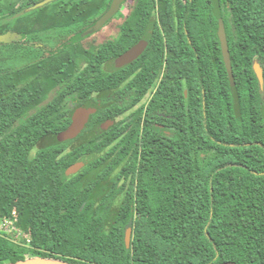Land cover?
Wrapping results in <instances>:
<instances>
[{
    "label": "trees",
    "instance_id": "1",
    "mask_svg": "<svg viewBox=\"0 0 264 264\" xmlns=\"http://www.w3.org/2000/svg\"><path fill=\"white\" fill-rule=\"evenodd\" d=\"M39 1L0 0V34L16 29V4ZM108 2L47 4L82 6L73 23L85 27L92 7ZM40 17L19 22L21 40L0 42V216L15 209L30 239L0 236V264L32 256L72 264H264V0H132L119 35L89 49L77 74L70 72L79 60L69 54L46 58ZM151 20L162 33L124 69L104 72L106 47L119 52ZM96 90L101 106L87 127L104 121L102 129L57 140L71 120L70 100L94 99Z\"/></svg>",
    "mask_w": 264,
    "mask_h": 264
},
{
    "label": "flooded vegetation",
    "instance_id": "2",
    "mask_svg": "<svg viewBox=\"0 0 264 264\" xmlns=\"http://www.w3.org/2000/svg\"><path fill=\"white\" fill-rule=\"evenodd\" d=\"M110 2L111 0H109L108 5L103 4V5L93 6L92 15H93L94 20L85 27H78L77 25L73 23V20H74L73 18L76 16H79V13H80L79 11L82 9V6H79V5L73 6V5H65V4H44L40 6V7H43V6L45 7V10L43 12H38V13H34L30 15L31 13L29 12L39 7L32 9L31 7L34 4L18 3L12 9L16 29L11 30L9 32L15 33L16 36H19V37L12 41H19L22 39L23 35L20 31H18L20 27L19 25L20 21L28 20L30 16H34V17L36 16L37 18H41L40 16H42L44 18L42 19L44 21L43 23L44 25H46V32L43 33V35L41 34V36L39 35L38 36L40 39L43 40L45 44L44 51L46 52V58H49L50 56H55V55L59 56V55L69 54V58L77 59V61L79 60L78 62H76V66L73 68L70 74L80 73L88 65V61L85 60L84 57H89V55L91 54L89 53V49H93V48L98 49V46L102 43V41L103 42L113 41L119 35L120 30H121V24L123 23L124 19L129 15V13L132 10V0H130L129 3H127V0H125L124 3L120 5L117 12L109 20H107L101 28H99L98 30H91V32H88L91 26L97 21V19L109 8ZM70 8H73L74 12H68V9ZM66 16H69L71 18L67 22H65L63 19V17H66ZM144 23H146V25L144 26L143 29H141L142 31L140 32V35L138 36V38H136V40H134L132 43L126 45V47L122 48L121 45H119L118 46L119 52H115L116 50L115 46L109 47L110 48L109 50L107 49L108 47H106L108 59L101 66V69L104 72L114 73L116 70L124 69L128 64H131L133 61H135V59L140 57V55L145 51V49L151 42L153 35L156 34L157 31L162 33L160 22H158L157 28H156L157 22H155L154 20L144 22ZM131 30L132 29H128L127 32L130 33L129 31ZM147 32L150 34L148 43L146 47L144 48V50L134 60L129 61L127 63H122L121 61L120 62L117 61V59H119V57H122L123 54L127 50H129L133 45L138 43ZM156 39H159V37L156 36ZM226 41H227V38H226ZM163 47H164V55H165L166 54L165 45H163ZM100 55H102V53L95 52V56H100ZM255 62H258V60L254 59L252 63V67ZM258 64L260 65L259 62ZM260 67L262 69V75H263V67L261 65ZM46 71H47V68H46ZM129 73H130V70L129 71L125 70V73H123V76L127 77L129 76L128 75ZM49 79H50L49 73H46V81ZM52 95H53V92L49 94V98L46 99V102L50 100ZM92 97L94 99H88L80 104H78L77 101L75 100H70V102L68 103V106L71 107L72 109L70 113V119L72 118L73 111L78 106L86 102L97 103L100 108L101 95L99 91L96 90L93 93ZM94 113H92L89 116L88 120L83 125V127L77 132V134H79L80 132H83V133L88 134V136H92V135H96L102 129L101 124H103L104 121H99L96 124H93L91 128L87 127L88 123L90 122L91 116ZM119 118H122V117H119ZM110 120L108 121V123L112 124L113 122ZM106 122L107 121H105V123ZM127 183L128 182H126V184ZM131 232H132V228H131Z\"/></svg>",
    "mask_w": 264,
    "mask_h": 264
},
{
    "label": "water",
    "instance_id": "3",
    "mask_svg": "<svg viewBox=\"0 0 264 264\" xmlns=\"http://www.w3.org/2000/svg\"><path fill=\"white\" fill-rule=\"evenodd\" d=\"M52 0H41L39 2L34 3L31 7L32 9L40 7L44 4L51 2ZM125 0H111L109 8L97 19V21L91 26L88 32L91 30H98L101 28L107 20H109L119 9L120 5L124 3ZM217 35L220 41V47L222 52L223 61L229 76V80L231 85L234 84V76L232 73L230 54L228 49V44L226 41V34L224 29V24L222 21L218 23ZM19 36H16L15 33L6 32L4 34H0V42L8 43ZM150 38V34L147 32L143 38L133 45L129 50H127L122 57H119L117 61H121L122 63H127L129 61L134 60L146 47L148 43V39ZM253 70L258 78L260 86L263 84V75L262 69L258 62L253 64ZM99 108V105L94 102H86L80 106H78L72 114L70 124L61 132L57 134V140H65L68 139L75 134L83 127V125L88 120L89 116L94 113ZM93 157L92 154L83 156L76 161V163L69 169L70 172H76L81 169L84 165L88 163V161ZM131 241V226H128L125 231V243L129 246ZM6 264H72L64 259L55 258V257H44V256H32L26 257L22 260H18L15 262H10ZM222 264H236L233 261H226Z\"/></svg>",
    "mask_w": 264,
    "mask_h": 264
},
{
    "label": "built area",
    "instance_id": "4",
    "mask_svg": "<svg viewBox=\"0 0 264 264\" xmlns=\"http://www.w3.org/2000/svg\"><path fill=\"white\" fill-rule=\"evenodd\" d=\"M17 223L18 213L15 209L6 216H0V236L16 243L30 245V239ZM22 239H24L25 242H22Z\"/></svg>",
    "mask_w": 264,
    "mask_h": 264
},
{
    "label": "rangeland",
    "instance_id": "5",
    "mask_svg": "<svg viewBox=\"0 0 264 264\" xmlns=\"http://www.w3.org/2000/svg\"><path fill=\"white\" fill-rule=\"evenodd\" d=\"M130 2V0H127V3H129ZM27 237V236H26Z\"/></svg>",
    "mask_w": 264,
    "mask_h": 264
}]
</instances>
